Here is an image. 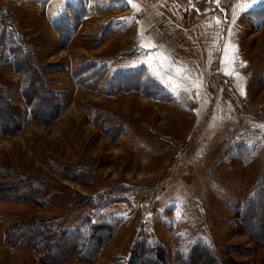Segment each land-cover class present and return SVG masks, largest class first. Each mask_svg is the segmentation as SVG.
<instances>
[{
  "label": "rangeland",
  "instance_id": "1",
  "mask_svg": "<svg viewBox=\"0 0 264 264\" xmlns=\"http://www.w3.org/2000/svg\"><path fill=\"white\" fill-rule=\"evenodd\" d=\"M36 1L0 0V95L26 109L14 53L26 49L62 111L0 131V183L8 168L41 178L33 200L0 201V264H43L5 241L39 217L58 233L119 222L96 259L64 264H129L139 235L168 264L198 243L264 264V242L237 225L264 179V0ZM62 18L68 43L49 24ZM88 61L107 70L97 89L76 73ZM129 72L143 91L106 92Z\"/></svg>",
  "mask_w": 264,
  "mask_h": 264
},
{
  "label": "trees",
  "instance_id": "2",
  "mask_svg": "<svg viewBox=\"0 0 264 264\" xmlns=\"http://www.w3.org/2000/svg\"><path fill=\"white\" fill-rule=\"evenodd\" d=\"M64 20L65 18H62L59 22H55L54 26L61 39L68 43L71 39V30L69 33L68 29H65V26L62 25ZM20 49H17L19 52L14 50V53L18 55L15 70L22 75V93L26 99V109L11 106L7 99L0 95V131L3 135H13L19 132L29 116L36 121L51 122L58 119L62 111L55 88L48 86L43 72L31 61L30 54L27 53L26 49L25 54L22 51L23 49ZM21 56L24 58L20 59ZM56 66L57 64H52L51 67ZM59 69L64 68L61 66ZM81 69L80 74L76 72L79 81L85 83L91 89L98 88L107 71L105 67L99 66L95 61H88ZM119 75L114 78L115 83H119L118 86L108 87L107 93L119 92L120 90L129 91L137 89V87L138 90L143 91L139 89V87L142 88L143 82L137 72L124 73L123 76ZM144 89L146 90V88ZM10 110H12L11 114L9 113ZM111 127L115 126L108 128ZM6 170L2 176L7 177L8 181L0 183V201L33 200L32 195H34V191L38 190L35 182L41 179L40 175L37 173L24 175L19 173L18 170H11V168ZM237 218V225L240 230L247 234L257 245L263 244L264 179L255 186L241 210L237 212ZM118 223L116 220L98 224L85 221L84 226L77 230L60 228L58 233L53 218L39 217L18 226H13L6 233L5 241L12 248L19 247L33 250L40 255L43 264H64L72 258L91 262L96 259L105 244L111 239ZM143 238L141 235L137 236L133 244V254L129 264H168L169 260L161 254V247H154V244H148ZM216 259H218L217 255L199 243L193 245L188 253H177L174 256L175 264H225V262Z\"/></svg>",
  "mask_w": 264,
  "mask_h": 264
},
{
  "label": "crops",
  "instance_id": "3",
  "mask_svg": "<svg viewBox=\"0 0 264 264\" xmlns=\"http://www.w3.org/2000/svg\"><path fill=\"white\" fill-rule=\"evenodd\" d=\"M40 3V0H37L36 2H35V7H36V5H38ZM43 5V4H42ZM50 26H51V28L54 26V21L53 20H51L50 19Z\"/></svg>",
  "mask_w": 264,
  "mask_h": 264
},
{
  "label": "snow or ice",
  "instance_id": "4",
  "mask_svg": "<svg viewBox=\"0 0 264 264\" xmlns=\"http://www.w3.org/2000/svg\"><path fill=\"white\" fill-rule=\"evenodd\" d=\"M260 2H262V0H260ZM249 7H251V5Z\"/></svg>",
  "mask_w": 264,
  "mask_h": 264
}]
</instances>
